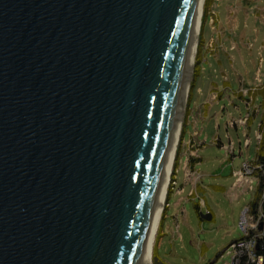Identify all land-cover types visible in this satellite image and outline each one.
<instances>
[{"label": "water", "instance_id": "1", "mask_svg": "<svg viewBox=\"0 0 264 264\" xmlns=\"http://www.w3.org/2000/svg\"><path fill=\"white\" fill-rule=\"evenodd\" d=\"M196 1L0 0V264L143 263Z\"/></svg>", "mask_w": 264, "mask_h": 264}, {"label": "rangeland", "instance_id": "2", "mask_svg": "<svg viewBox=\"0 0 264 264\" xmlns=\"http://www.w3.org/2000/svg\"><path fill=\"white\" fill-rule=\"evenodd\" d=\"M195 53L179 115L180 164L174 184L169 180L151 264H230V244L242 237L239 218L257 186L235 187L232 171L255 158L262 95L249 127L231 122L247 113L241 92L264 83V0H206ZM186 149L200 158L190 178L182 168ZM207 212L211 218L202 219Z\"/></svg>", "mask_w": 264, "mask_h": 264}, {"label": "built area", "instance_id": "3", "mask_svg": "<svg viewBox=\"0 0 264 264\" xmlns=\"http://www.w3.org/2000/svg\"><path fill=\"white\" fill-rule=\"evenodd\" d=\"M262 85L264 86V83ZM256 89L257 87H252L241 92V94L248 96V99H246L247 113L244 117L231 122V125L246 127L251 117L258 114V107L255 105ZM262 118H264V108ZM256 139L258 144L260 139L259 131L256 132ZM216 142L220 146H223L219 140ZM245 144H249L247 135L245 137ZM259 170H261L264 178V168L257 165L254 161L243 162L239 170L232 171V175L235 177L234 186L241 187L250 184L252 179H256L257 181L256 173ZM174 182L172 181V184ZM238 225L242 232V237L230 244L232 250L230 264H264V253L262 252L264 246V185L255 211L252 212L250 206H246L241 213ZM260 225L262 226L261 229H259Z\"/></svg>", "mask_w": 264, "mask_h": 264}, {"label": "bare ground", "instance_id": "4", "mask_svg": "<svg viewBox=\"0 0 264 264\" xmlns=\"http://www.w3.org/2000/svg\"><path fill=\"white\" fill-rule=\"evenodd\" d=\"M203 3L204 0H197L196 6L194 10V15L192 19V24L190 28V40H189V46H188V59H187V67H186V74L190 73L195 57V51L197 47V38L199 36L200 31V24H201V18H202V11H203ZM188 89V81L185 77V87L182 91V94L180 96V101L178 105L177 110V120H176V126L174 130L173 140L171 142L166 161L164 164L161 180L158 186L157 190V197H156V204L154 209V215H153V222H152V229L149 236V241L145 253V257L142 264H151V258H152V252H153V246L155 242V236L158 229L159 221L161 218V214L163 211L165 198H166V192L169 185L170 180V173L172 170V164L173 159L175 155L177 140H178V134H179V115L181 114V107L184 104L185 96Z\"/></svg>", "mask_w": 264, "mask_h": 264}, {"label": "trees", "instance_id": "5", "mask_svg": "<svg viewBox=\"0 0 264 264\" xmlns=\"http://www.w3.org/2000/svg\"><path fill=\"white\" fill-rule=\"evenodd\" d=\"M205 6H206V0H204V3H203V11H202V19L201 20H203V17L205 15ZM257 94H261L262 95V97H263L262 105H263V108H264V86L263 85H260V86L257 87L256 92H255V96ZM258 131L260 133V139H259V142L257 144L256 155H255V158H254L253 161L257 165H260L262 168H264V118H262L261 122L258 125ZM191 159H193L195 161V163L199 162V158H197V157L196 158H191ZM175 165H176V158L174 157L173 164H172V172H171V176H170V181H174L173 177L175 175ZM256 178H257V186H256V189L254 191L253 198H252L251 202L249 203V206H250L252 212H254L255 209H256L257 202H258L260 193H261L263 185H264V178H263L261 170H259L256 173ZM171 187H172V185L169 184L168 188H167V192H166V198L168 196V193H169V190H170ZM166 198H165V201H166ZM164 210H165V207L163 208V211H162V214H161V218H160V221H159V225L161 223L162 216L164 214ZM159 225H158V229H157L156 236H155V242H154V246H153V252H152L153 260H154V255H155V251H156V240H157V237L159 235ZM263 245H264V243H263ZM262 252L264 253V246H263Z\"/></svg>", "mask_w": 264, "mask_h": 264}, {"label": "crops", "instance_id": "6", "mask_svg": "<svg viewBox=\"0 0 264 264\" xmlns=\"http://www.w3.org/2000/svg\"><path fill=\"white\" fill-rule=\"evenodd\" d=\"M255 101H256V96H255ZM256 105V104H255ZM256 116V115H255ZM255 116H252L251 117V119H250V121H249V123H248V127H249V125L253 122V120H254V118H255ZM258 131V130H257ZM186 147V146H185ZM196 153V152H195ZM185 156H186V159H185V162L183 163V165H182V168L184 169V173H185V176H187V178L189 177L190 178V176H191V174H193L194 173V167H195V165H196V163H195V161L193 160V159H191V158H196L197 156H194V157H192L191 155H190V153H187V149L185 150ZM197 158H199V157H197ZM192 160V161H191ZM199 160H200V158H199ZM198 163V162H197ZM179 164H180V162L179 161H177V168L179 167ZM176 168V169H177ZM254 181H256V179H252V181H251V183L250 184H247V185H245L246 187V189L247 190H254V188L252 187V184H253V182ZM256 183H257V181H256ZM192 192V191H191ZM190 192V193H191ZM193 193L194 192H192V194H190V197H192L193 196Z\"/></svg>", "mask_w": 264, "mask_h": 264}]
</instances>
